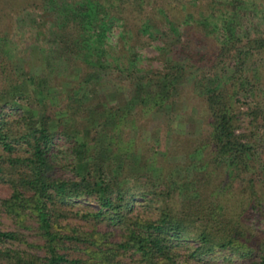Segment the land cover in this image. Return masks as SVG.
I'll list each match as a JSON object with an SVG mask.
<instances>
[{
	"label": "trees",
	"instance_id": "1",
	"mask_svg": "<svg viewBox=\"0 0 264 264\" xmlns=\"http://www.w3.org/2000/svg\"><path fill=\"white\" fill-rule=\"evenodd\" d=\"M263 1L0 0V211L38 235L0 227V264H214L222 250L264 264ZM152 39L161 67L141 65ZM184 94L197 132L170 147L194 166L165 174ZM149 119L157 143L139 158L161 160L158 176L126 166Z\"/></svg>",
	"mask_w": 264,
	"mask_h": 264
},
{
	"label": "rangeland",
	"instance_id": "2",
	"mask_svg": "<svg viewBox=\"0 0 264 264\" xmlns=\"http://www.w3.org/2000/svg\"><path fill=\"white\" fill-rule=\"evenodd\" d=\"M49 17L50 15L48 14H45L44 16V18L46 19ZM242 19L244 23H250V19H254L256 21L258 19V15L255 18H253L251 15H245L242 17ZM119 29H120L119 26L114 28L113 33L110 36L111 41L116 38V34L118 33ZM150 42L151 43L149 44L138 47L141 65H144L146 67H161L163 62L157 56L160 53V49L158 48V45L162 44V42L159 39H152ZM32 51H33L31 55L32 60H34V62L37 63L36 64L37 66L35 68L40 69L41 66L39 64H40V60H41L40 58L42 55L41 51L37 47H34ZM50 84H51L50 90L55 99L65 96L70 90L69 81H65L61 83L54 82ZM108 99H109L108 100L109 103H115L116 101L123 102L125 99V95H121L117 93H110ZM196 102L197 100L193 97L191 99L190 98L188 99V94H184L183 96H181L180 101L176 102L177 103L176 109L178 111L177 118L183 119V122H182V125L176 126L175 129L173 130L174 132H176L175 136L174 135L172 136L170 132L167 134L168 139H166L165 145L166 147L169 145L170 149L169 151L165 153V158H164L165 159V174H168L169 172H172V171H176L180 176L188 175L189 172L192 170V167L194 166L193 163L187 164V162L191 160L190 156L193 158L194 154L189 155L185 153L182 146H180V148L179 147L171 148L172 147L171 144L173 145V143L171 142H173L172 139L174 138L179 139V144L181 145V142L185 138H187V137L184 138V136H187L188 134L189 137H191V135H194L197 132L196 129L198 128V124H199V119L197 118L198 116L197 112H199L200 109L195 104ZM151 122L152 120L150 119L149 121L146 120L145 122H143V125L142 127H140V129L139 128L132 129L133 135H135L139 139L140 146L137 151L132 153L128 162L126 163V166H127L128 171H135V170L141 171V170L146 169L152 172L153 170V173L158 176L161 171V165H158V164L163 163L161 160H159L158 163L155 165V167H152L151 169L150 167L151 164L144 165V163H142L139 158L140 157L139 150L142 145L144 146L149 145L148 146L149 150L152 151L151 149L152 148L154 149V144L157 143L156 142L157 136L152 133L153 131L151 129L152 126H150ZM179 133L182 135H180ZM158 153L161 154V149ZM59 155L61 156L62 153H59ZM66 159L70 160L71 157L65 156L64 160ZM67 173H70V170H67ZM189 187H191V184ZM185 188H186L185 186H182L180 188L179 197H182L185 194V191H186ZM7 192H8L7 185L0 182V195H5ZM137 200L138 201L136 203V207L140 209L141 205H139L138 202L141 200V198H137ZM83 206H86L87 208L96 207V205L94 204L86 205L84 203H83ZM27 223L29 224L31 222L27 221ZM248 224L252 225L253 227H257V226L261 227L262 221L260 219H257L255 216H252L249 218ZM0 227L8 228V229H19L22 231L24 237L28 241L38 242L37 240L38 235L36 234V230L34 227L19 226L12 219V217H10L9 215L1 211H0ZM210 261L214 264H245L246 260L242 257L232 254L228 250H222V251H217L214 254H211Z\"/></svg>",
	"mask_w": 264,
	"mask_h": 264
}]
</instances>
